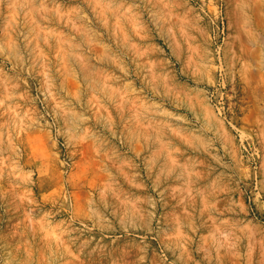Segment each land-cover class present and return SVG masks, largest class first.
<instances>
[{
  "label": "rangeland",
  "instance_id": "1",
  "mask_svg": "<svg viewBox=\"0 0 264 264\" xmlns=\"http://www.w3.org/2000/svg\"><path fill=\"white\" fill-rule=\"evenodd\" d=\"M0 264H264V0H0Z\"/></svg>",
  "mask_w": 264,
  "mask_h": 264
}]
</instances>
